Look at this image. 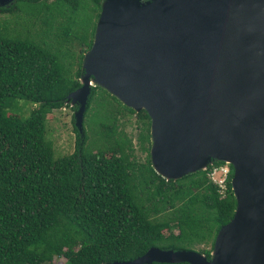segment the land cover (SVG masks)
<instances>
[{
	"label": "trees",
	"instance_id": "1",
	"mask_svg": "<svg viewBox=\"0 0 264 264\" xmlns=\"http://www.w3.org/2000/svg\"><path fill=\"white\" fill-rule=\"evenodd\" d=\"M102 1L15 0L0 8L12 16L0 24V264H113L151 248L210 259L218 231L233 218L231 165L214 161L177 180L162 178L150 163L147 113L97 86L82 137L75 129L74 152L55 155L46 117L69 108L67 95L80 87ZM37 22L42 33L32 34ZM16 100L34 107L27 117L7 111ZM92 116L101 120L97 127ZM125 117L135 118L136 145L117 129ZM222 166L223 189L209 177Z\"/></svg>",
	"mask_w": 264,
	"mask_h": 264
},
{
	"label": "water",
	"instance_id": "2",
	"mask_svg": "<svg viewBox=\"0 0 264 264\" xmlns=\"http://www.w3.org/2000/svg\"><path fill=\"white\" fill-rule=\"evenodd\" d=\"M81 69L66 97L80 137L97 86L147 113L162 178L233 168L235 212L210 259L151 248L113 264H264V0H104Z\"/></svg>",
	"mask_w": 264,
	"mask_h": 264
},
{
	"label": "rangeland",
	"instance_id": "3",
	"mask_svg": "<svg viewBox=\"0 0 264 264\" xmlns=\"http://www.w3.org/2000/svg\"><path fill=\"white\" fill-rule=\"evenodd\" d=\"M54 0H47V3H51ZM13 3L11 0H7L6 4L4 6H1L3 8H8L11 6ZM0 7V8H1ZM6 20L7 22H11L12 16H9L8 14H1L0 13V24L2 21ZM6 26H8L6 24ZM31 33H37L41 34L42 31H40V26L38 22L32 27ZM72 50L75 52L78 50V43L75 42L72 45ZM84 56V55H83ZM84 74V71L81 69V75ZM67 104V103H66ZM69 106L66 108H62L59 110H54L50 114L47 115L46 117V130H47V138L48 140L51 141L54 152L56 156H66L70 155L74 152L75 150V142H76V132L80 136L79 130L76 127V121L74 114L78 109V106H73V108ZM34 107L30 104L27 103L23 100H16L13 102L10 107H8L7 111L8 112H13L18 115H21L22 117H27L30 113V111ZM93 117L92 123L97 127L99 123H101V120L97 117ZM133 117H125V119H119L117 123V129H123V131L129 136L132 140L133 145H136V140H135V135H136V124L134 122ZM83 122H84V116H83ZM82 122V124H83ZM91 128H93L91 126ZM86 129L88 130V143L91 142L93 138V130L89 129V126H86ZM137 157L139 160L144 159V154H141L139 152L136 153ZM227 165V164H226ZM227 172V166H222L220 168H215L213 172L209 175L210 179L214 182L217 183L222 189L224 188V178ZM54 262L56 264H63L64 260L63 259H55Z\"/></svg>",
	"mask_w": 264,
	"mask_h": 264
},
{
	"label": "built area",
	"instance_id": "4",
	"mask_svg": "<svg viewBox=\"0 0 264 264\" xmlns=\"http://www.w3.org/2000/svg\"><path fill=\"white\" fill-rule=\"evenodd\" d=\"M213 170H214V169H213ZM212 172H213V171H212ZM212 172H211V173H212ZM227 173H228V168H227V172H226V175H227ZM226 175H225V178H226ZM225 178H224V180H225ZM223 182H224V181H223Z\"/></svg>",
	"mask_w": 264,
	"mask_h": 264
},
{
	"label": "flooded vegetation",
	"instance_id": "5",
	"mask_svg": "<svg viewBox=\"0 0 264 264\" xmlns=\"http://www.w3.org/2000/svg\"><path fill=\"white\" fill-rule=\"evenodd\" d=\"M11 1H12V3H14V2H15V0H11ZM103 1H104V0H103ZM103 1H102V2H103ZM101 4H102V3H101ZM8 8H9V7H8ZM75 143H76V142H75Z\"/></svg>",
	"mask_w": 264,
	"mask_h": 264
}]
</instances>
